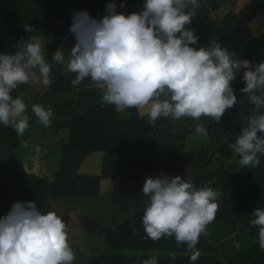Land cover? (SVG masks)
I'll use <instances>...</instances> for the list:
<instances>
[{
	"label": "trees",
	"instance_id": "trees-1",
	"mask_svg": "<svg viewBox=\"0 0 264 264\" xmlns=\"http://www.w3.org/2000/svg\"><path fill=\"white\" fill-rule=\"evenodd\" d=\"M241 1L199 0L201 6L188 27L198 36L194 47L211 46L217 42L234 51L241 62L247 60L254 66L264 61V0H249L238 10L236 5ZM108 2L0 0V52L14 53L17 43L28 40L31 35L25 31L26 27L31 25L35 29L47 25L53 16L55 20L61 18L63 30L75 44L74 35L69 31L72 11L87 5L84 11L97 18L105 14ZM112 2L117 5V11L127 14L140 11L145 0ZM225 3L231 6L228 12L218 7ZM57 48L63 51L59 41L48 42L45 47V59L51 63L52 83L48 90L40 97L23 101L30 117V127L24 134L29 136L36 131L39 132L38 139H44L53 132L50 138L60 145L59 167L53 179L44 175H31L33 180L30 179V174L25 172V163L30 156L25 161L19 153L26 146L21 145V138L11 124H0V164L10 169L0 175V216L6 215L17 200L35 201L41 212H47L53 210L50 201L96 196L105 202L102 207L108 209L105 210L106 221L112 225L105 241L96 242L99 248L92 255L90 264H142L144 259L158 251L163 253L157 257L158 264H264L259 229L250 226L253 209L264 208V155L259 156L258 166L242 167L239 155L230 148L246 126L247 119L255 112H264V107L256 110L249 94L241 92L246 83L242 79L244 69L231 83L237 97L236 105L226 110L219 122L207 117L199 121L190 117L176 121L161 117L153 125L148 122L147 115H141V111L147 109L129 108L121 115L114 106L103 104L100 89L89 79L73 86L71 81L75 74L67 76L64 63L51 60ZM11 95L14 98L19 96L17 90ZM33 104L52 108L53 118L49 126L39 122L31 110ZM197 123L205 127L210 144L187 151L188 137L196 133ZM58 130L62 131L60 136H57ZM91 152L102 153L100 174H79L82 161ZM161 172L170 177L180 175L185 180L194 181L197 187L220 190L219 210L208 228L239 227L247 230L252 239L248 249L223 262L208 236L201 235L197 249L202 254L191 262L187 246L177 247L174 237H163L159 241L148 238L142 225L147 200L142 195V187L146 177H157ZM116 178L123 185L132 184L130 190L99 193L101 181ZM30 181L35 183L30 184ZM170 252L176 253L175 260L169 256Z\"/></svg>",
	"mask_w": 264,
	"mask_h": 264
},
{
	"label": "clouds",
	"instance_id": "clouds-1",
	"mask_svg": "<svg viewBox=\"0 0 264 264\" xmlns=\"http://www.w3.org/2000/svg\"><path fill=\"white\" fill-rule=\"evenodd\" d=\"M200 6L199 0H145L140 11L126 14L109 0L101 19L84 10L74 12L69 31L75 44L67 63V71L75 74L72 85L89 79L100 89L103 104L114 106L118 113L147 109L141 115L153 125L161 117L173 121L207 117L219 122L236 105L231 82L244 69L241 92L249 94L257 109L264 107V61L254 66L241 62L234 51L217 42L193 46L198 36L188 25ZM32 30L31 25L25 28ZM16 49L0 52V124H11L23 136L30 127L27 105L11 93L21 84L49 86L51 63L45 59L41 36L18 42ZM51 60L63 64V51L57 48ZM31 110L42 125H50L51 109L33 104ZM195 131L207 136L203 124L197 123ZM230 148L242 167L259 165V156L264 155V112L247 119ZM142 195L147 197L142 216L146 236L153 241L174 237L177 247L187 246L189 260L195 262L202 254L197 249L199 238L207 235L219 210L220 190L161 172L145 178ZM251 215L250 226L258 227L264 250V208H254ZM62 216V209L41 212L35 201H15L0 216V264H73L76 251ZM169 256L176 259L175 252ZM142 264H158L157 255Z\"/></svg>",
	"mask_w": 264,
	"mask_h": 264
},
{
	"label": "rangeland",
	"instance_id": "rangeland-1",
	"mask_svg": "<svg viewBox=\"0 0 264 264\" xmlns=\"http://www.w3.org/2000/svg\"><path fill=\"white\" fill-rule=\"evenodd\" d=\"M244 3H243V2ZM241 2L237 3L236 7L238 10L243 8L245 3H247L249 0H242ZM87 5H84L74 11L78 12L81 10H84V8ZM218 7H220L221 10L224 9V12H228L231 9V6L229 4H220ZM104 16V14H100L96 19H101ZM61 18L56 19L53 16L51 18V22L47 25H43L41 27L35 28L31 31V35H38L41 36L42 42L44 43L45 47L48 42L51 41H59L63 47V52L65 56V69L64 72L67 76H70L72 73L67 71V63L70 60V49L74 46L73 39L67 35V33L63 30L61 26ZM17 49L15 48L13 52H15ZM239 72H237L236 77L238 76ZM233 82V81H232ZM231 82V83H232ZM48 90V86L43 85L42 83H31V84H21L18 86L17 92L21 99L23 100H31L34 97H40L44 92ZM256 110H258L256 108ZM124 112H120L121 115H123ZM39 133V132H38ZM36 133V131L31 132L29 136L23 135L20 136L21 138V145L26 146L24 148H21L19 150V153L22 154L25 161L28 159V155L30 156V159L33 158L34 155V149L36 144L40 143L42 144L43 150L41 151V161L36 164H40V168L42 172L45 174V176L49 177L50 179H53V176L55 172L57 171L59 167L60 162V145L57 144L54 139H51L50 136L53 135V132H49V140L48 138L38 139L39 135ZM62 133L61 130H58L57 136H60ZM38 139V140H36ZM40 141V142H39ZM210 144L209 139L207 136L205 137L202 134L193 133L188 137L187 143H186V150H192L195 148H201L206 147ZM26 149V150H25ZM33 149V150H32ZM102 153L101 152H94L88 154L84 160L82 161L79 171V174H86V175H99L101 172V163H102ZM20 162H23V159H20ZM5 165V164H4ZM127 170H131L130 168H127ZM4 175V172H1L0 175ZM6 174V173H5ZM32 174L29 175L32 179ZM33 180V179H32ZM132 184L130 185H123L121 184V180L119 178H116L114 180H103L100 182V194H105L111 190H117L121 189L123 191L130 190ZM78 204L84 214L88 213H95L98 215L100 220V227L98 229L97 235L94 237V239L88 238V244H84L85 249L90 254L96 253L97 249L93 247V244L102 240L105 241V238L108 236L110 232V228L112 223L107 222L108 219L105 215V208L102 207L103 201L100 200V198H97L96 196H89L84 198H77ZM227 230L228 233L225 232ZM207 236L212 242V244L215 246V249L217 253L219 254V257L223 262H227L228 260L232 259V257L242 253L243 251L247 250L250 244L252 243V239L245 229H240L239 227H221L216 228L210 227L207 229ZM100 239V240H99ZM101 241V242H102ZM239 243L240 247L236 248L235 244ZM163 253L158 251L156 254L157 257L161 256Z\"/></svg>",
	"mask_w": 264,
	"mask_h": 264
},
{
	"label": "flooded vegetation",
	"instance_id": "flooded-vegetation-1",
	"mask_svg": "<svg viewBox=\"0 0 264 264\" xmlns=\"http://www.w3.org/2000/svg\"><path fill=\"white\" fill-rule=\"evenodd\" d=\"M40 161H41V157H40ZM36 163H35L36 167H33L32 170H29L26 165L25 172L27 174H32L34 177H38L40 175L45 176V174L42 172L40 168V164H36ZM1 172L8 173L10 172V169L7 168L6 165L4 164H0V173ZM32 183H35V181H30V184ZM50 204L53 210L54 209L63 210L62 218L70 226V231L72 236V241L70 240V242L73 243L74 251H76V259L73 262L80 259L86 261L89 259L91 260L93 254H90L87 251L88 248L85 249L84 244L89 245L90 243H88V238L94 239V237L98 233V229L101 225L98 215H96L95 213L84 214V212L82 211V209L78 204L77 198L75 197H72L69 200L50 201ZM98 246H99L98 243L93 244V247L97 249L96 251H98L99 248Z\"/></svg>",
	"mask_w": 264,
	"mask_h": 264
},
{
	"label": "water",
	"instance_id": "water-1",
	"mask_svg": "<svg viewBox=\"0 0 264 264\" xmlns=\"http://www.w3.org/2000/svg\"><path fill=\"white\" fill-rule=\"evenodd\" d=\"M41 150H42L41 144L40 143L36 144L35 145V149H34L33 158H31V160L26 163L27 168L29 170H32L33 167H36L35 163L40 161ZM89 261H90V259L87 260V261L83 260V259L82 260L80 259V260H77V261L73 262V264H89Z\"/></svg>",
	"mask_w": 264,
	"mask_h": 264
},
{
	"label": "built area",
	"instance_id": "built-area-1",
	"mask_svg": "<svg viewBox=\"0 0 264 264\" xmlns=\"http://www.w3.org/2000/svg\"><path fill=\"white\" fill-rule=\"evenodd\" d=\"M48 109H51V111H52V108L51 107H49Z\"/></svg>",
	"mask_w": 264,
	"mask_h": 264
},
{
	"label": "crops",
	"instance_id": "crops-1",
	"mask_svg": "<svg viewBox=\"0 0 264 264\" xmlns=\"http://www.w3.org/2000/svg\"><path fill=\"white\" fill-rule=\"evenodd\" d=\"M91 153H94V152H91ZM90 154V153H89Z\"/></svg>",
	"mask_w": 264,
	"mask_h": 264
}]
</instances>
